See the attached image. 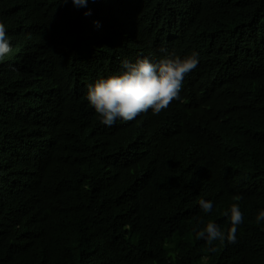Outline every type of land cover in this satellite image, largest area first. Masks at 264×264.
<instances>
[{"label": "trees", "instance_id": "16d2710c", "mask_svg": "<svg viewBox=\"0 0 264 264\" xmlns=\"http://www.w3.org/2000/svg\"><path fill=\"white\" fill-rule=\"evenodd\" d=\"M106 3L122 48L85 56ZM98 7L0 0L12 48L0 61V264H264V0ZM166 17L181 24L146 29ZM158 46L162 58L198 53L181 99L101 124L87 85ZM233 203L235 243L195 238L209 221L226 232Z\"/></svg>", "mask_w": 264, "mask_h": 264}, {"label": "clouds", "instance_id": "9594fccd", "mask_svg": "<svg viewBox=\"0 0 264 264\" xmlns=\"http://www.w3.org/2000/svg\"><path fill=\"white\" fill-rule=\"evenodd\" d=\"M106 0H72L77 6L87 4L98 5L95 13L100 11V6ZM67 3L68 0H62ZM102 2V3H101ZM89 13H86V15ZM67 26L66 36L74 20L70 17L64 22ZM181 24L178 18H164L161 26H155L153 29L160 32H173ZM92 31L99 40V44L92 50L85 49L83 55L92 54L94 49L101 46L107 49H114L108 44L117 43L119 50L122 48L124 40L121 36L112 38V28L110 18L109 3L104 5L101 14L92 22ZM142 37V34L141 36ZM144 38L148 40V33L145 32ZM140 40V38H139ZM145 41V40H144ZM83 49L84 47H71V49ZM115 50V49H114ZM12 51L11 44L7 38L6 26L0 22V61ZM117 53L120 51L115 50ZM161 51H165L163 48ZM199 63L198 53L180 58L179 56H162L159 55V46L153 53L138 56L135 62L125 60L122 62L123 71L109 75L107 78H98L94 83L87 85L86 98L88 103L95 109L99 122L105 126L111 127L116 121L122 120L130 122L135 120L139 115L151 110L153 115H159L162 110L169 107L173 100H180V91L183 86V80L187 74L195 70ZM239 200L240 198H235ZM199 206L202 212L210 213L213 209V203L209 200L200 199ZM229 217L231 226L227 231L214 222H207L202 229L195 231L197 240H205L209 246L214 241L219 240L229 243H235L237 239L238 227L243 223L244 217L238 203L230 205L227 212L224 213ZM264 221V210H260L255 216V222L259 225ZM200 223H204L203 220Z\"/></svg>", "mask_w": 264, "mask_h": 264}]
</instances>
